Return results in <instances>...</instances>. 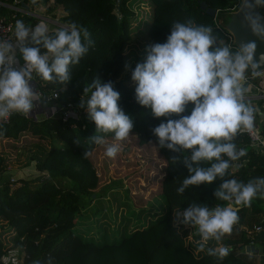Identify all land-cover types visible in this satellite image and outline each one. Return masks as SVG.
I'll return each mask as SVG.
<instances>
[{"label":"trees","instance_id":"16d2710c","mask_svg":"<svg viewBox=\"0 0 264 264\" xmlns=\"http://www.w3.org/2000/svg\"><path fill=\"white\" fill-rule=\"evenodd\" d=\"M212 8L216 13L233 11L240 0H22L28 6L43 5L48 12L59 7L62 14L59 21L67 26L75 22L86 27L93 46L78 65L72 66L71 82L67 85L42 81L33 78L35 88L41 96L55 98L46 104L55 108L54 113L38 118L20 114L12 115L4 124L5 131L0 135V173L3 172L11 154L24 145L32 146L37 156L34 168L38 172L35 178L17 177L0 181V256L9 248H16L21 264H255L254 258L238 251L248 245L250 239L234 225L231 233L234 239L227 237L223 244L229 254L223 260L207 255V250H198L200 237L193 231L194 241H183L185 230L179 231L173 226L171 206L187 207L193 201L215 207L226 202L214 198V190L221 181L212 185L192 187L183 195L176 189L188 175L183 164L173 165L170 158L174 155L166 149H159L151 129L163 121L154 119L150 110L140 107L135 101V84L131 81V70H124L123 49L127 42L136 40L164 43L170 34L174 21L194 20L213 28L218 41L236 47L231 43V36L217 23L215 16H209L199 8L200 2ZM2 4L18 6L16 0H0V18L6 22L22 20L32 27L35 20ZM264 14V9H258ZM61 28L53 26L49 34ZM43 51V50H42ZM98 76L103 82L111 81L120 93L119 106L130 115L134 128L130 137L141 143L151 142L163 158V176L160 180L159 193L167 203V210L146 226H133L126 234L118 233V239L110 242L94 243L84 239L73 230L76 214L80 208L94 200L100 192L98 175L93 162L84 151H92L97 145H90L87 140L95 134V124L91 122L80 100L83 88ZM259 80L258 76L248 73L246 86L251 88ZM67 104L77 112L76 118L62 119L61 111ZM191 106L186 111L190 114ZM106 138H112L109 133ZM78 142V144H77ZM238 148L246 155L233 162L229 176L238 181H248L264 177V155L250 147L246 135L238 134ZM124 146V145H123ZM262 201L260 196L252 200ZM238 223L244 221L239 213L243 206H234ZM253 212H255L253 210ZM261 230L254 234L252 241L259 245L264 255V220H254ZM49 229L45 241L37 246L24 243L23 238L35 240L42 231ZM230 233V234H231ZM216 245L209 242V247ZM191 249H194L191 251Z\"/></svg>","mask_w":264,"mask_h":264},{"label":"clouds","instance_id":"9594fccd","mask_svg":"<svg viewBox=\"0 0 264 264\" xmlns=\"http://www.w3.org/2000/svg\"><path fill=\"white\" fill-rule=\"evenodd\" d=\"M33 4L37 0H31ZM241 26L257 40L264 41V0H240ZM86 27L72 22L49 34V26L41 21L34 27L16 20L11 37L0 38V122L12 115H29L37 102L34 74L42 81L67 85L71 67L78 65L93 46ZM43 50V51H42ZM255 40L238 45L218 41L213 28L194 20L174 21L164 43L148 46L146 58L131 70L135 101L149 109L154 119L163 121L151 129L159 149L174 155L173 165L183 164L188 175L176 189L178 195L201 185L220 180L214 190L217 201L209 207L193 201L183 211H174L173 226L191 227L200 237L198 250L223 260L227 247H209L230 234L238 222L234 206H250L257 196L264 197V177L247 183L229 176L233 162L246 155L238 148V134L255 135L259 110L248 99V73H260L254 61ZM22 59L23 64H20ZM264 60V56L261 57ZM126 70L130 65H125ZM120 93L111 81L95 76L83 88L80 106L95 124L90 145H104L112 134L113 144L105 150L108 158L121 151V142L130 141L134 121L119 106ZM191 106L190 114H185ZM264 115V113H259ZM0 127V135L4 134ZM78 144V142H77ZM91 151H84L87 158ZM52 264V260H49Z\"/></svg>","mask_w":264,"mask_h":264},{"label":"rangeland","instance_id":"374dc122","mask_svg":"<svg viewBox=\"0 0 264 264\" xmlns=\"http://www.w3.org/2000/svg\"><path fill=\"white\" fill-rule=\"evenodd\" d=\"M60 15V9L54 10V19L59 21ZM150 45L136 40L127 42L123 49L124 70L126 64L131 66L143 62L146 58L145 49ZM29 115L34 117L32 113ZM113 143L112 138H106L104 145L96 146L91 151L90 158L98 175L97 192L100 195L80 208L73 227L81 237L94 243L118 239V233L126 234L135 225L146 226L167 210V203L159 193L165 162L153 143H141L137 138L121 142V151L114 159L105 155L106 148ZM20 156L29 163V172L3 171L0 181L17 177L35 178L38 175L31 160L36 156L35 149L24 145ZM185 208L171 206L172 223L174 211H183ZM177 228L186 231L182 235L185 243L194 241L191 235L193 228L183 225ZM48 233L49 229H46L35 240L23 238L22 241L37 246L46 240ZM220 243L215 247L225 246L222 241Z\"/></svg>","mask_w":264,"mask_h":264},{"label":"crops","instance_id":"0c3cea01","mask_svg":"<svg viewBox=\"0 0 264 264\" xmlns=\"http://www.w3.org/2000/svg\"><path fill=\"white\" fill-rule=\"evenodd\" d=\"M2 5L10 8V9H14L15 11H18L22 14H26L27 16L32 17L35 20L34 25L32 27L39 24L41 21H44L48 24L49 29H50L51 27L55 26L56 23L59 22L56 18L54 19V17H53L54 10L60 9L59 7L55 8L51 12H48L45 9V6L39 5V4L33 5V6H31V5L28 6L25 4L26 8L20 7L19 4L17 7L6 5V4H2ZM61 14H62V12H61ZM15 22L16 21L11 22L13 30H14ZM13 30H12V33H13ZM20 64L21 65L23 64L22 59L20 60ZM252 104L259 110V113H264V109H261L260 104H257L255 102H253ZM54 110H55V108L52 105H48V104L41 105L40 103L36 102V105H35V107L31 113L34 114V117L32 116L33 118L39 119L40 117L48 116V115L54 113ZM259 113L257 114L256 120H255V126L264 130V115H260ZM28 116H30V115H28ZM21 149H22V146L19 147L15 153L11 154V156H10L6 166L4 167L3 171H11L12 170V171H17V172L18 171L29 172V170L27 169V166L29 163L27 164V162H25L23 160L24 158L22 156H20ZM36 156H37V154H36ZM35 157H32V159H31V160H33V162L35 161ZM1 174L2 173H0V176H1ZM10 179H13V178H9L6 180H10ZM261 199H262V201H259L258 203H254L253 206L250 205V206L244 207V209H242L239 212V213H242L244 216L243 223L239 224L237 222L235 224L236 225L235 227L237 229L241 230L244 233L245 237L250 239L251 241H252L254 234L251 238L248 237V235L246 234L247 229H249L253 224H256L253 222L254 220L255 221L256 220H260V221L264 220V197H261ZM253 201L255 202V198L253 199ZM253 210L255 212H253ZM227 237H232L235 239L237 237V235H234L233 233L228 234L222 239V242H224V240ZM251 241H249V244H252V245L242 247L238 251V253H243L249 257L254 258L255 264H264V255H262L259 245L256 243H253ZM220 242L219 243L216 242V245H218V244L220 245L221 244ZM222 245H223V243H222ZM215 246H214V248H215Z\"/></svg>","mask_w":264,"mask_h":264},{"label":"built area","instance_id":"2783aa9c","mask_svg":"<svg viewBox=\"0 0 264 264\" xmlns=\"http://www.w3.org/2000/svg\"><path fill=\"white\" fill-rule=\"evenodd\" d=\"M60 24V25H59ZM56 27H64L62 23L58 22L55 24ZM12 23L6 22L2 18H0V38H8L12 36ZM260 74L257 75L259 80L255 85L249 88L248 91V99L251 103L255 102L261 105V109H264V71L259 72ZM35 87V86H34ZM37 93V101L42 98L40 92L37 88H35ZM47 100L56 97V93H52L51 96H44ZM55 111V110H54ZM77 112L71 107V104H67L66 108L61 111L62 119H75ZM8 121V120H7ZM7 121L0 122V124H4ZM256 132L255 135H249L248 133H244L249 140L250 147L258 150L264 155V130L260 129L255 126ZM11 180V179H10ZM261 230L260 225L253 224L249 229H247L246 234L248 237H252L253 234L259 232ZM221 247V246H220ZM226 247V246H222ZM22 256L18 252L16 248H9L7 249L1 256H0V264H21Z\"/></svg>","mask_w":264,"mask_h":264},{"label":"water","instance_id":"95a60500","mask_svg":"<svg viewBox=\"0 0 264 264\" xmlns=\"http://www.w3.org/2000/svg\"><path fill=\"white\" fill-rule=\"evenodd\" d=\"M19 2L20 7L26 8V5L22 2V0H17ZM240 5V2H239ZM239 5L233 11H227L223 13H216V11L212 8L206 6L205 2L199 3V8L204 11L209 16H215L217 21L219 22V26L224 29L231 36V43L237 48L239 44L255 40L257 44V50L254 57V61L259 63L261 66L256 70L257 72L264 71V60H261V57L264 56V41L257 40L252 33L241 26L242 17L239 14ZM259 12V10L257 9ZM260 13V12H259ZM264 15V14H261ZM41 105H46V98L42 97L37 101ZM28 116V115H27Z\"/></svg>","mask_w":264,"mask_h":264}]
</instances>
